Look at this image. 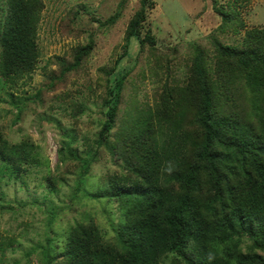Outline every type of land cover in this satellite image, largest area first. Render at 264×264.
I'll return each instance as SVG.
<instances>
[{
    "label": "trees",
    "instance_id": "1",
    "mask_svg": "<svg viewBox=\"0 0 264 264\" xmlns=\"http://www.w3.org/2000/svg\"><path fill=\"white\" fill-rule=\"evenodd\" d=\"M235 3L216 7L223 25L238 19ZM153 4L139 0L126 26L127 44L133 37L155 44L150 28L140 36ZM42 7V0H0V76L7 82L37 61ZM92 44L76 47L69 68ZM214 46L219 59L210 71L197 48L187 84L165 85L152 104L131 101L120 117L123 70L107 88L103 121L94 140L85 142V155H73L74 136L63 142L61 150L79 159L76 191L103 207L115 203L119 217L110 233L85 213L64 232L46 236L42 264H165L168 256L182 264H264V28L245 30L239 45L216 40ZM220 69L239 72L245 83L240 108L231 99L232 85L219 93L207 85ZM101 146L119 173L85 188ZM32 149L26 140L10 144L0 131V177L19 178L25 168L18 162L37 159ZM48 213L51 223L57 212Z\"/></svg>",
    "mask_w": 264,
    "mask_h": 264
},
{
    "label": "rangeland",
    "instance_id": "2",
    "mask_svg": "<svg viewBox=\"0 0 264 264\" xmlns=\"http://www.w3.org/2000/svg\"><path fill=\"white\" fill-rule=\"evenodd\" d=\"M228 1L153 0L140 36L150 28L155 44H140L137 37L127 44L126 26L139 9V0H42L34 67L13 82L0 76V131L10 144L31 143L37 158L18 162L25 168L19 178L0 177V264H42L40 245L45 237L64 232L85 213L110 233L111 222L119 217L115 203L103 207L98 199L76 191L79 159L61 150L63 142L74 136L73 155H85V142L94 140L103 121L107 88L123 70L128 76L120 117L131 101L152 104L165 85L187 84L197 48L204 50L203 61L210 71L219 59L216 40L239 45L245 30L264 28V0H238V19L223 25L216 7ZM88 42L93 43L91 52L69 68L76 47ZM210 74L214 83L207 79V85L215 93L232 85L231 99L237 107L245 102L247 91L239 72L220 69ZM99 151L85 188L104 175L119 173L111 155L102 146ZM52 210L57 214L48 223ZM108 239L115 242L111 236ZM54 246L61 250L63 244L58 241ZM165 260L182 264L171 256Z\"/></svg>",
    "mask_w": 264,
    "mask_h": 264
}]
</instances>
